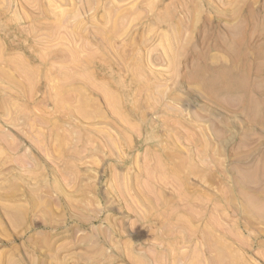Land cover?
<instances>
[{"label": "rangeland", "instance_id": "1", "mask_svg": "<svg viewBox=\"0 0 264 264\" xmlns=\"http://www.w3.org/2000/svg\"><path fill=\"white\" fill-rule=\"evenodd\" d=\"M0 109V264H264V0H0Z\"/></svg>", "mask_w": 264, "mask_h": 264}, {"label": "bare ground", "instance_id": "2", "mask_svg": "<svg viewBox=\"0 0 264 264\" xmlns=\"http://www.w3.org/2000/svg\"><path fill=\"white\" fill-rule=\"evenodd\" d=\"M36 1V0H35ZM35 3V2H34ZM34 3H32V4H34ZM65 4V3H64ZM20 9V8H19ZM45 10V9H44ZM43 10V11H44ZM113 12V11H112ZM73 18V17H72ZM63 20V19H62ZM54 23V22H53ZM70 24V23H69ZM106 24V23H105ZM67 26H69L68 24H67ZM111 26V25H110ZM66 27V26H65ZM78 34V33H77ZM110 35H112V34H110ZM106 36V35H105ZM102 37V36H101ZM104 37V36H103ZM72 39V38H71ZM107 40V39H106ZM102 41V40H101ZM104 42V41H103ZM67 44V43H66ZM68 47V46H67ZM71 47V46H70ZM74 50V49H73ZM103 50V49H102ZM69 57V56H68ZM45 58V57H44ZM67 60H68V58H66ZM86 60V59H85ZM89 60V59H88ZM44 61V60H43ZM119 61V60H118ZM42 64V63H41ZM131 67H133V66H131ZM132 71V70H131ZM74 75V74H73ZM84 76V75H83ZM88 76V75H87ZM82 77V76H81ZM8 78V77H7ZM89 78V77H88ZM91 78V77H90ZM86 79V78H85ZM54 81V80H53ZM56 81V80H55ZM72 81V80H71ZM70 81V82H71ZM68 83V82H67ZM72 83V82H71ZM53 84V83H52ZM84 94V93H83ZM70 95H72V93L70 94ZM75 95V94H74ZM58 96V95H57ZM60 96V95H59ZM74 97V96H73ZM54 98V97H53ZM67 98H68V94H67ZM64 99H66V96L64 97ZM67 100H69V98L67 99ZM66 100V101H67ZM60 103H61V100H60ZM85 103V102H84ZM89 106V105H88ZM94 107V106H93ZM91 108V107H90ZM0 110H2V109H0ZM54 124V123H53ZM179 164V163H178ZM162 169V168H161ZM163 175V174H162ZM169 184V183H168ZM170 185H172V182L170 183ZM117 189V188H116ZM145 193V192H144ZM176 195H177V193H176ZM147 196V195H146ZM180 197V196H179ZM181 198V197H180ZM201 200V199H200ZM125 206V205H124ZM156 206V205H155ZM91 209V208H90ZM103 229V228H102ZM187 235H188V233H187ZM171 236V235H170ZM157 245H158V243H157ZM220 253V252H219ZM209 254V253H208ZM221 254V253H220ZM222 255V254H221ZM215 260V259H214ZM217 261V260H216ZM214 262V261H213ZM216 263V262H215Z\"/></svg>", "mask_w": 264, "mask_h": 264}]
</instances>
